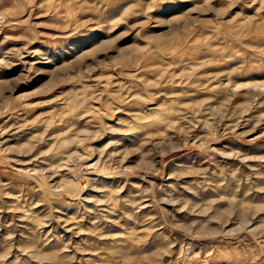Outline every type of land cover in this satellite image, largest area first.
I'll use <instances>...</instances> for the list:
<instances>
[{
    "label": "rangeland",
    "instance_id": "1",
    "mask_svg": "<svg viewBox=\"0 0 264 264\" xmlns=\"http://www.w3.org/2000/svg\"><path fill=\"white\" fill-rule=\"evenodd\" d=\"M0 264H264V0H0Z\"/></svg>",
    "mask_w": 264,
    "mask_h": 264
}]
</instances>
